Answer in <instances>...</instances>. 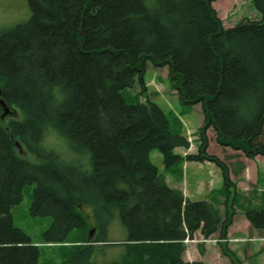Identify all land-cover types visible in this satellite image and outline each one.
I'll list each match as a JSON object with an SVG mask.
<instances>
[{"label": "trees", "instance_id": "16d2710c", "mask_svg": "<svg viewBox=\"0 0 264 264\" xmlns=\"http://www.w3.org/2000/svg\"><path fill=\"white\" fill-rule=\"evenodd\" d=\"M27 1L28 20L0 29L1 99L20 112L0 121V264L40 262L11 213L29 185L30 214L52 218L43 239L62 250L60 264H94L108 246L120 248L108 264H190L187 239H225L233 205L223 213L187 199L151 154L160 152L167 171L184 160L214 163L227 189L228 167L207 154L208 130L222 147L264 156V0H254L260 20L228 29L216 0ZM151 65L168 69L181 101L202 106L198 155L176 153L191 144L155 102L126 104L123 91H147ZM17 143L39 162L20 157ZM247 218L264 230V210ZM117 219L127 237L111 241Z\"/></svg>", "mask_w": 264, "mask_h": 264}, {"label": "rangeland", "instance_id": "374dc122", "mask_svg": "<svg viewBox=\"0 0 264 264\" xmlns=\"http://www.w3.org/2000/svg\"><path fill=\"white\" fill-rule=\"evenodd\" d=\"M213 7L217 12L218 18L222 21L223 27L226 29L236 26L244 19L258 21L262 18V15L256 10L254 6V0H216L213 3ZM30 15L31 12L27 0H0V27H10L17 23L24 22L28 20ZM145 83L147 86L146 92H143L138 85L134 89H127L123 91L122 95L126 104L135 105L137 104L138 99L141 103H144L146 102V98L150 99L152 102H155L167 115L170 121L171 132L175 135L186 137L191 144L189 150L177 149L176 153L178 152L182 157H187L189 155H198L200 151L199 148L201 146V141L198 142L196 140H200V128L203 126L205 121L202 106L200 104L189 105L181 101L178 93L171 87L169 80V71L167 68L156 69L151 65L145 74ZM207 137L209 140L207 154L218 157L227 167H229V175H235V172H241L239 173L241 175L243 174V171L249 168V175H264L263 159H260L259 162L254 159L258 168L252 169L250 167L251 162H246L248 159L243 158V156L245 157V155L242 152L234 151L229 147H222L218 144L217 134L215 133V131H213L212 129L208 130ZM18 148L17 154L20 157L25 158L24 156H26V158L34 162H39L33 156L24 152L25 149H22V147ZM225 148L229 149L225 150ZM151 160L153 164L159 168L162 174L172 177L174 180L180 181L182 175H189L190 185H192L193 175H204L205 178L203 179L205 181H208V179H206V175H223L222 170L218 166H215L213 164L210 165V163L208 162L202 165L201 163L186 160L178 163L167 171L164 169L163 159L158 150H154L152 152ZM35 188V185L26 186L24 188L23 201L11 209V213L14 218V224L17 228L23 230L32 239L33 243L37 244L40 247L41 257L39 264H60L63 260V257L61 255L62 250H58L60 249L58 246L54 248L51 246H47L44 243L43 239L44 233L52 224V218L32 217L30 214V208ZM223 193H225L226 199H230L231 207L234 200L237 199L235 190L233 188L227 189L223 184ZM219 194V186L216 185L214 196H219ZM239 198L241 199L240 203L245 202L246 206H251L250 210H252V208H256V202L253 197L244 198L241 196ZM263 199L264 198L259 197L258 204H261L263 202L264 206ZM212 203L217 206V203L215 201H213ZM83 211L86 216L90 213V211L87 209H83ZM88 222L92 224V219L89 218ZM76 234H79V232L75 231L73 233V236H76ZM126 237L127 233L117 219L111 226L109 238L111 241H117L124 240ZM201 241L203 240L200 238H198L197 240H186L185 245L190 246V248L188 249L189 251L186 255V259L192 262L186 261L185 263L191 264L198 262L204 264L197 258V256H193V254L191 253L195 248L194 246L196 245L194 243H200ZM220 242V239H215V237H212L211 239H209V242L206 243L214 246H219ZM101 247L102 246H97V248L99 249ZM119 250L120 248L108 246V248L104 250V253L97 252L94 255L92 261L94 264H108L111 260L119 257Z\"/></svg>", "mask_w": 264, "mask_h": 264}, {"label": "crops", "instance_id": "0c3cea01", "mask_svg": "<svg viewBox=\"0 0 264 264\" xmlns=\"http://www.w3.org/2000/svg\"><path fill=\"white\" fill-rule=\"evenodd\" d=\"M196 141L200 142L199 139ZM228 149L225 148V150ZM243 158L248 159L246 162H251L250 167L252 169L258 168L254 159L258 162L260 159L264 160V156H257L253 160L246 156H243ZM205 163L201 164L204 165ZM208 163L217 166L214 163ZM249 169L243 171L241 175L239 174L241 172L229 175L231 183L235 187L233 189L237 194V199L233 202L236 213L227 231L226 238L220 239L219 233L214 236L215 239L221 240L219 246L203 243L202 241L194 243L196 245L191 253L193 256H197L204 264H232L233 259L239 260L242 264H264V230L253 228L251 222L246 217V213L251 209V206H246L245 202L240 203L241 199L239 198L241 196L244 198L253 197L256 202V208H252V210H264L263 202L258 204L259 197L264 198V175H249ZM165 176L168 185L171 188L180 189L187 199L192 201H215L223 212H225L226 206H230V199H226L225 193H223V175H206L208 181L203 179L205 178L204 175H193L192 185L189 184V175H182L180 181L174 180L167 175ZM216 185L219 186V196H214ZM198 238L202 239L200 232H197L195 235V240ZM189 248L190 246L187 245V250L182 258L184 262L189 261L186 259Z\"/></svg>", "mask_w": 264, "mask_h": 264}, {"label": "water", "instance_id": "95a60500", "mask_svg": "<svg viewBox=\"0 0 264 264\" xmlns=\"http://www.w3.org/2000/svg\"><path fill=\"white\" fill-rule=\"evenodd\" d=\"M0 107H1V111H0V121L2 123V125H5V122L7 119L9 118H14L16 116L15 110L11 107H9L4 100L1 99V92H0ZM18 147H21L19 143H17ZM95 234V231L92 230L90 235H89V239H92L93 236Z\"/></svg>", "mask_w": 264, "mask_h": 264}, {"label": "bare ground", "instance_id": "6f19581e", "mask_svg": "<svg viewBox=\"0 0 264 264\" xmlns=\"http://www.w3.org/2000/svg\"><path fill=\"white\" fill-rule=\"evenodd\" d=\"M11 25V24H10ZM3 27H5V26H2V27H0V29L1 28H3ZM138 85V84H137ZM136 85V86H137ZM135 86V87H136ZM138 86H140V85H138ZM147 87V86H146ZM140 88H141V86H140ZM141 90H142V88H141ZM145 103V102H144ZM14 110H15V113H16V116L14 117L15 119H18L19 118V116H20V112H19V110H17L16 108H13Z\"/></svg>", "mask_w": 264, "mask_h": 264}]
</instances>
